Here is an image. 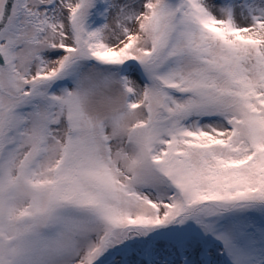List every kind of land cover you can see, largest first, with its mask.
I'll list each match as a JSON object with an SVG mask.
<instances>
[{
  "label": "snow or ice",
  "instance_id": "6c2138e0",
  "mask_svg": "<svg viewBox=\"0 0 264 264\" xmlns=\"http://www.w3.org/2000/svg\"><path fill=\"white\" fill-rule=\"evenodd\" d=\"M0 264H264V0H0Z\"/></svg>",
  "mask_w": 264,
  "mask_h": 264
}]
</instances>
